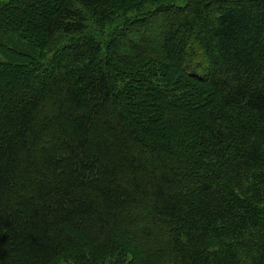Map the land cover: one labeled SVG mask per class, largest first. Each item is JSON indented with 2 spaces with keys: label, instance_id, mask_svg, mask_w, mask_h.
<instances>
[{
  "label": "trees",
  "instance_id": "16d2710c",
  "mask_svg": "<svg viewBox=\"0 0 264 264\" xmlns=\"http://www.w3.org/2000/svg\"><path fill=\"white\" fill-rule=\"evenodd\" d=\"M0 30V264H264V0H0Z\"/></svg>",
  "mask_w": 264,
  "mask_h": 264
},
{
  "label": "rangeland",
  "instance_id": "374dc122",
  "mask_svg": "<svg viewBox=\"0 0 264 264\" xmlns=\"http://www.w3.org/2000/svg\"><path fill=\"white\" fill-rule=\"evenodd\" d=\"M137 16V13L136 12H126V13H123L122 15H121V17L119 18V19H117L115 22H114V27L115 26H118L119 24H122L126 19L127 20H131V18L132 17H136ZM107 28H111V27H107ZM4 35L6 36V32L4 31V30H0V44L2 43V42H4L3 40L5 39V37H4ZM8 37H10V36H8ZM104 37V39H106L107 37H109V36H106V35H104L103 36ZM12 45V44H11ZM12 46H14V45H12ZM56 53H58V51H57V49L55 48L54 50H53V52H51L50 53V55H49V58L50 59H52L53 57H55V55H56ZM0 58L1 59H5V57L3 56V54H1V52H0ZM66 264V263H65Z\"/></svg>",
  "mask_w": 264,
  "mask_h": 264
}]
</instances>
